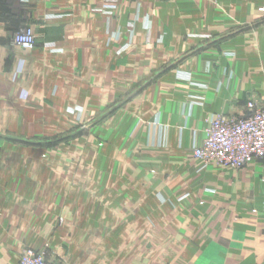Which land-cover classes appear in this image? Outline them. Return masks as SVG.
Wrapping results in <instances>:
<instances>
[{"label":"crops","instance_id":"0c3cea01","mask_svg":"<svg viewBox=\"0 0 264 264\" xmlns=\"http://www.w3.org/2000/svg\"><path fill=\"white\" fill-rule=\"evenodd\" d=\"M262 8L264 0H0V134L49 136L101 118L93 134L121 136L129 152L147 141L150 151L195 158L210 116H244L251 92L264 101V24L239 30L263 22ZM26 26L36 46H11ZM34 153L0 158V264H19L26 247L90 264L94 232L129 239L131 221L146 218L145 206L134 205L146 192V161L91 159L95 179L85 182L65 160ZM253 171L235 186L239 222L219 229L214 255L206 248L191 264H264V172Z\"/></svg>","mask_w":264,"mask_h":264},{"label":"rangeland","instance_id":"374dc122","mask_svg":"<svg viewBox=\"0 0 264 264\" xmlns=\"http://www.w3.org/2000/svg\"><path fill=\"white\" fill-rule=\"evenodd\" d=\"M109 5L111 4L106 6L109 7ZM262 24L264 21L243 25L239 30H254ZM45 46L55 48V43L48 42ZM19 48L30 50V48ZM228 53L231 54V52ZM160 74L161 72H156L151 77L152 80L158 78ZM255 95L252 92L249 94L246 114L249 112L247 105L250 101L264 106V101L259 100ZM193 101L201 104L199 99L192 100V103ZM121 106L122 102L116 104L115 109ZM104 120L101 118L79 119L74 128L68 127L66 132L49 136L11 132L0 134V158L30 159L31 154L35 152L37 156L34 157L65 160L67 170H76V173H78L77 169L81 170L79 178L81 175L85 182L95 179L91 176V170L96 162L93 161L91 165V159H98L101 162L103 158H130L147 162L146 192L144 195L141 193V197L134 203L136 209L141 207L142 210L145 206L146 218L144 219L142 212L139 218L131 221L132 226L136 222L133 226L136 229L130 231L129 239L123 237L124 234L120 231L94 232L98 234L99 239L98 248H95L97 257L93 258L90 264H116L113 261L115 258L119 261L123 258L133 260L130 264H138L134 263L135 258L141 260L139 264H191L193 260H197L206 253V248L209 256L214 255L213 249L217 248L211 242L218 238L219 229L239 222L241 218L236 214L240 194H237L235 188L240 174L247 176L251 181V176L257 175L253 171L255 168H262L264 172V160L255 159L243 169H226L229 167L214 163L215 169L212 167L204 172L210 164L202 166L189 153L150 151L145 148L152 147L147 141L137 143V149L129 152L121 148L126 146L120 141L121 136L93 134L94 127ZM123 123L124 120H121L118 126L122 127ZM156 125L160 130L158 122ZM197 147L199 146L193 148V156L194 149ZM161 159L168 160L172 165L151 166L150 163ZM58 174L62 173L59 171ZM68 175L74 182L75 174ZM63 221L64 217H60L59 222ZM91 233L89 232V235ZM30 249L33 248L26 247L23 252ZM38 251L46 255V250L38 249ZM46 258L59 264H66L48 258L47 255ZM143 259L146 260L145 263L142 262ZM82 264H89V262Z\"/></svg>","mask_w":264,"mask_h":264},{"label":"built area","instance_id":"2783aa9c","mask_svg":"<svg viewBox=\"0 0 264 264\" xmlns=\"http://www.w3.org/2000/svg\"><path fill=\"white\" fill-rule=\"evenodd\" d=\"M36 43L37 35L31 26L11 38V45L17 47L32 49ZM247 107L249 112L244 116L218 113L209 117L203 143L194 149L196 161L204 167L215 163L243 169L255 159L264 160V106L250 101ZM19 264L59 263L47 259L42 251L30 249L23 252Z\"/></svg>","mask_w":264,"mask_h":264}]
</instances>
